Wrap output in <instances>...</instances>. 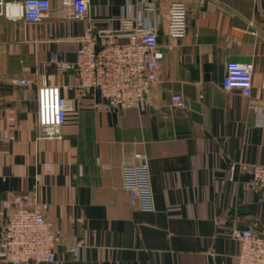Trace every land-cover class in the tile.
I'll use <instances>...</instances> for the list:
<instances>
[{
	"label": "crops",
	"instance_id": "crops-1",
	"mask_svg": "<svg viewBox=\"0 0 264 264\" xmlns=\"http://www.w3.org/2000/svg\"><path fill=\"white\" fill-rule=\"evenodd\" d=\"M175 1L188 11L182 39L166 34ZM88 10V19H69L51 0L39 22L0 17V237L3 200L28 193L64 236L54 262L33 264H236L243 227L264 236V191L247 184L251 166L264 165L253 110L264 114V0H89ZM129 18L162 26L145 109L108 107L52 61L73 62L89 27L99 42H125ZM229 61L251 64L248 96L226 87ZM46 77L71 103L60 138H41L37 127L36 90ZM173 93L184 108L171 104ZM137 152L153 212L138 210L122 185V166ZM77 241L76 256L65 245Z\"/></svg>",
	"mask_w": 264,
	"mask_h": 264
},
{
	"label": "built area",
	"instance_id": "built-area-1",
	"mask_svg": "<svg viewBox=\"0 0 264 264\" xmlns=\"http://www.w3.org/2000/svg\"><path fill=\"white\" fill-rule=\"evenodd\" d=\"M89 0H61L67 8L69 19H88ZM51 0H0V17L16 21L39 22L50 11ZM128 26L127 40L123 43L99 42L100 35L87 28L79 42L73 62L62 60L54 54L52 61L57 73L71 71L81 90L99 89L100 98L113 109H145L149 104L151 87L156 81V71L163 53L158 49L156 26H145L140 19L124 21ZM188 32V11L183 2H171L167 13L166 34L172 39H182ZM227 88H237L248 96L252 87L250 63L229 61L225 77ZM14 83L24 87L28 79H15ZM73 87L69 85V88ZM37 127L41 138L61 137V127L71 109L69 100L61 95L60 87L49 82V77L37 87ZM171 104L184 108V98L173 93ZM257 124L264 127V114L253 106ZM134 163L121 169L122 185L131 202L143 212L155 210L150 173L141 153H133ZM236 165L229 166L232 180ZM38 178V174L36 175ZM248 188L264 191V165L250 168ZM7 209V219L0 237V259L2 264H33L54 262L56 248L64 243L63 234L55 229L43 212L34 194L13 195L2 202ZM240 247L236 264H264V236L251 230L239 233ZM82 242L66 244L68 252L76 255Z\"/></svg>",
	"mask_w": 264,
	"mask_h": 264
},
{
	"label": "water",
	"instance_id": "water-1",
	"mask_svg": "<svg viewBox=\"0 0 264 264\" xmlns=\"http://www.w3.org/2000/svg\"><path fill=\"white\" fill-rule=\"evenodd\" d=\"M161 31H162V26L159 24L158 29L156 30V34H161ZM95 94H96V99L100 101V93L98 88H95ZM243 230H246V227H243Z\"/></svg>",
	"mask_w": 264,
	"mask_h": 264
}]
</instances>
